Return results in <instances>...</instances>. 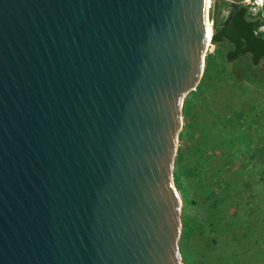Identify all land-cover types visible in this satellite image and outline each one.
I'll use <instances>...</instances> for the list:
<instances>
[{
  "label": "water",
  "instance_id": "obj_1",
  "mask_svg": "<svg viewBox=\"0 0 264 264\" xmlns=\"http://www.w3.org/2000/svg\"><path fill=\"white\" fill-rule=\"evenodd\" d=\"M207 0H0V264H185L174 179L209 43L264 61Z\"/></svg>",
  "mask_w": 264,
  "mask_h": 264
},
{
  "label": "rangeland",
  "instance_id": "obj_2",
  "mask_svg": "<svg viewBox=\"0 0 264 264\" xmlns=\"http://www.w3.org/2000/svg\"><path fill=\"white\" fill-rule=\"evenodd\" d=\"M228 7L211 0L210 20ZM210 44L183 104L175 161L183 261L264 264V63L253 66L249 55L229 63L232 46Z\"/></svg>",
  "mask_w": 264,
  "mask_h": 264
},
{
  "label": "built area",
  "instance_id": "obj_3",
  "mask_svg": "<svg viewBox=\"0 0 264 264\" xmlns=\"http://www.w3.org/2000/svg\"><path fill=\"white\" fill-rule=\"evenodd\" d=\"M211 0H207L208 9ZM219 0H213L214 4ZM229 4H235L237 7H245L247 9V17L249 20H259V24L255 27L254 32L257 36L264 38V0H226ZM230 9L223 11L225 17ZM209 13V11H208ZM208 17L210 34L215 31L216 22H212ZM213 34V33H212ZM211 34V35H212Z\"/></svg>",
  "mask_w": 264,
  "mask_h": 264
},
{
  "label": "flooded vegetation",
  "instance_id": "obj_4",
  "mask_svg": "<svg viewBox=\"0 0 264 264\" xmlns=\"http://www.w3.org/2000/svg\"><path fill=\"white\" fill-rule=\"evenodd\" d=\"M229 7H230V11H229V13L224 17V16H222L221 15V19H220V22H216V25H215V32L217 31V30H219L225 23H227V21L231 18V16L233 15V13H234V7H233V5H231V4H229ZM228 7V8H229ZM227 8V9H228ZM253 21H255V20H253ZM255 29V28H254ZM223 43H228L229 45H231L232 46V48H231V50L233 49V45L232 44H230L229 42H227V41H225V42H223ZM230 51V50H229ZM228 51V52H229ZM227 52V53H228ZM226 53V54H227ZM247 55H249V54H247ZM250 56V58H251V55H249ZM242 58V57H241ZM261 62H263L264 63V61H261ZM251 64H252V60H251ZM260 64V63H259ZM258 64V65H259ZM253 65V64H252ZM258 65H256V66H258ZM254 66V65H253Z\"/></svg>",
  "mask_w": 264,
  "mask_h": 264
},
{
  "label": "trees",
  "instance_id": "obj_5",
  "mask_svg": "<svg viewBox=\"0 0 264 264\" xmlns=\"http://www.w3.org/2000/svg\"><path fill=\"white\" fill-rule=\"evenodd\" d=\"M263 227H264V221H263ZM224 243H221V246L219 247V250H222V245H223ZM240 254V253H239ZM242 255V254H241ZM217 264H224V262H220V263H217ZM228 264V263H227Z\"/></svg>",
  "mask_w": 264,
  "mask_h": 264
},
{
  "label": "bare ground",
  "instance_id": "obj_6",
  "mask_svg": "<svg viewBox=\"0 0 264 264\" xmlns=\"http://www.w3.org/2000/svg\"><path fill=\"white\" fill-rule=\"evenodd\" d=\"M210 47H211V44L209 43V45H208V49H207V50H209Z\"/></svg>",
  "mask_w": 264,
  "mask_h": 264
}]
</instances>
